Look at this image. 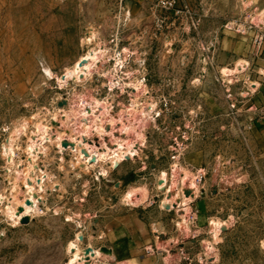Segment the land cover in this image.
Listing matches in <instances>:
<instances>
[{
    "label": "rangeland",
    "instance_id": "obj_1",
    "mask_svg": "<svg viewBox=\"0 0 264 264\" xmlns=\"http://www.w3.org/2000/svg\"><path fill=\"white\" fill-rule=\"evenodd\" d=\"M99 45L104 71L61 85L58 76ZM119 58L131 78L113 68ZM107 70L116 83L143 85H115V112L155 103L138 156L86 171L80 146L63 153L47 143L36 160L40 210L26 222L0 214V264H67L71 241L104 249L94 264H264V0H0V196L10 193L36 123L54 126L55 111L89 92L106 96ZM20 122L8 170L4 145ZM176 163L199 185L183 227L182 208L165 202L182 184ZM142 184L148 198L129 205L126 193ZM138 219L148 233L112 240Z\"/></svg>",
    "mask_w": 264,
    "mask_h": 264
},
{
    "label": "bare ground",
    "instance_id": "obj_2",
    "mask_svg": "<svg viewBox=\"0 0 264 264\" xmlns=\"http://www.w3.org/2000/svg\"><path fill=\"white\" fill-rule=\"evenodd\" d=\"M87 54L88 57L81 60L79 64L75 66V69L68 68L64 74L58 76V81L61 85H67L71 79H76L80 83L90 81L94 78L95 73L104 71L101 63H103V59L106 55L105 47L100 45L98 47H88ZM107 56L109 58L111 57L110 55ZM240 65L241 64H239V66ZM113 66L115 70L119 68L123 69L124 72L127 70L128 77H132V73H130L132 68L128 64L125 66V62L122 58L117 59ZM231 71L232 70H227L228 73ZM110 74L109 70L105 73V76L109 80L110 90L103 98L95 100L89 92L88 97L82 98L79 103L69 107L70 109L68 111L61 109L55 111L51 118V124H54V126L36 123L35 129L30 131L28 135L26 145L27 156L19 161L14 171V176L12 178L9 177L8 183L10 184V193L6 196H0V214H4L11 220L26 222L29 210H40L38 205V200L40 198L37 195V187L41 186V181L38 180L35 174L36 169L39 167L36 160L46 151L47 143L56 142L60 151L63 153L67 151L71 152V150L80 146L78 156L86 171H89L90 167L97 165H99V171H103L104 165L102 163L109 160H113V166L117 167L125 159H134L138 156V150L145 140L144 126L149 117L147 111L153 110L155 103L150 100L145 105L146 107L144 106L139 110L137 107L138 103L134 102L128 107V110H119L115 112V93L113 90L115 85H118L120 90L128 86L133 88L135 92L136 90L140 91L139 89L142 88L143 85L137 77L132 81L129 80V82L124 81L122 84L119 82L116 83L113 81ZM59 128L61 131H59ZM24 132L25 122L14 124L6 140L7 142L4 145V149L7 154L6 163L8 166L6 167L8 170L11 165L14 164L16 141L18 138H21L20 135ZM61 160H63V158ZM172 168L174 172L179 171L182 184L180 188L178 187V191L174 190L171 192L172 190H170L166 193L165 202L168 205L175 204L177 207L182 208L181 210L184 214L182 213L181 221L178 223L183 227L188 225L185 212L188 211L189 203L196 192H199V185L195 175L189 169L178 163L174 164ZM9 172L10 171H8V174ZM166 176L167 173L165 171L160 174L158 179L159 188H165ZM20 181L25 183L27 186L26 190H22V188L19 187ZM148 191V187L145 184L131 186L125 195V201L129 202V205L144 203L148 198ZM72 218L75 220L74 217ZM75 222L77 223V221ZM216 228L219 231V228ZM214 232L213 239L217 241L220 238L219 232L217 233L216 230ZM81 238L82 234L79 232L77 239L81 240ZM209 244L212 245L213 242ZM68 250L72 254L67 264H94L95 261L104 260L102 256L104 252H106L104 249L97 251L91 245L82 247L74 241L68 244Z\"/></svg>",
    "mask_w": 264,
    "mask_h": 264
},
{
    "label": "crops",
    "instance_id": "obj_3",
    "mask_svg": "<svg viewBox=\"0 0 264 264\" xmlns=\"http://www.w3.org/2000/svg\"><path fill=\"white\" fill-rule=\"evenodd\" d=\"M146 231V227L141 221V219L134 220L133 222H129V220L125 221L122 224V228L119 230H113V237L112 240L115 242H127L131 239L137 240L139 235L144 236Z\"/></svg>",
    "mask_w": 264,
    "mask_h": 264
},
{
    "label": "built area",
    "instance_id": "obj_4",
    "mask_svg": "<svg viewBox=\"0 0 264 264\" xmlns=\"http://www.w3.org/2000/svg\"><path fill=\"white\" fill-rule=\"evenodd\" d=\"M172 158L175 159V156H173Z\"/></svg>",
    "mask_w": 264,
    "mask_h": 264
}]
</instances>
